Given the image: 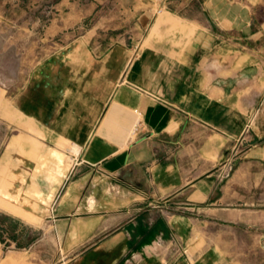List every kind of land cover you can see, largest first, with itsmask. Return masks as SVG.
Segmentation results:
<instances>
[{"label":"crops","instance_id":"crops-1","mask_svg":"<svg viewBox=\"0 0 264 264\" xmlns=\"http://www.w3.org/2000/svg\"><path fill=\"white\" fill-rule=\"evenodd\" d=\"M169 3L139 51L90 26L11 69L0 192L43 232L0 264H242L258 212L227 206L220 164L264 156V0Z\"/></svg>","mask_w":264,"mask_h":264},{"label":"rangeland","instance_id":"rangeland-1","mask_svg":"<svg viewBox=\"0 0 264 264\" xmlns=\"http://www.w3.org/2000/svg\"><path fill=\"white\" fill-rule=\"evenodd\" d=\"M169 1L0 0V99L9 87L12 68L14 75L24 76L56 51L58 43L73 40L75 34L90 26H98V40H124L139 51L155 17L173 8ZM11 132L9 122L3 120L2 149ZM253 148L250 141H241L220 164L227 206L258 212L257 240L254 235L242 234V264H264V156L254 157ZM3 182L10 185L8 180ZM20 200L16 206L8 191L0 192V242L4 250L22 249L43 232L38 216L26 211ZM26 219L32 223L27 224Z\"/></svg>","mask_w":264,"mask_h":264}]
</instances>
